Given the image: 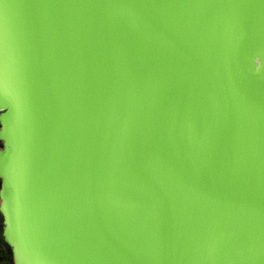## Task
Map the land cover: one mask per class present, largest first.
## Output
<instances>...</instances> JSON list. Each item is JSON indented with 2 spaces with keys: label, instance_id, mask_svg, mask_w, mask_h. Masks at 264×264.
<instances>
[{
  "label": "water",
  "instance_id": "1",
  "mask_svg": "<svg viewBox=\"0 0 264 264\" xmlns=\"http://www.w3.org/2000/svg\"><path fill=\"white\" fill-rule=\"evenodd\" d=\"M13 264H264V0H0Z\"/></svg>",
  "mask_w": 264,
  "mask_h": 264
},
{
  "label": "trees",
  "instance_id": "2",
  "mask_svg": "<svg viewBox=\"0 0 264 264\" xmlns=\"http://www.w3.org/2000/svg\"><path fill=\"white\" fill-rule=\"evenodd\" d=\"M0 264H13L11 249L5 243L2 237V216L1 214H0Z\"/></svg>",
  "mask_w": 264,
  "mask_h": 264
}]
</instances>
